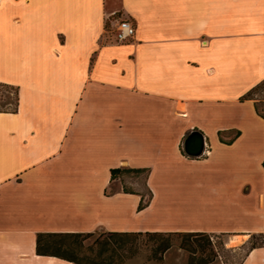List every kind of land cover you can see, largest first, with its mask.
I'll list each match as a JSON object with an SVG mask.
<instances>
[{
  "label": "crops",
  "instance_id": "obj_1",
  "mask_svg": "<svg viewBox=\"0 0 264 264\" xmlns=\"http://www.w3.org/2000/svg\"><path fill=\"white\" fill-rule=\"evenodd\" d=\"M263 78L264 0H0V82L17 87L0 264H86L37 253L46 231H264V117L241 97ZM193 128L204 156L182 149Z\"/></svg>",
  "mask_w": 264,
  "mask_h": 264
},
{
  "label": "trees",
  "instance_id": "obj_2",
  "mask_svg": "<svg viewBox=\"0 0 264 264\" xmlns=\"http://www.w3.org/2000/svg\"><path fill=\"white\" fill-rule=\"evenodd\" d=\"M260 89H264V78L241 97L254 98L257 112L264 117V108L260 106V99L254 95ZM261 100L264 101V98ZM15 109L17 103L13 110ZM123 171L139 173L144 169L112 168V177ZM146 204L147 202L142 198L139 208H143ZM259 232L260 235H264V231ZM141 235H146L154 243L151 247L152 258L162 259L165 251L173 245L175 236L180 239V246L189 251L188 264H208L216 256L212 234L204 230L46 231L38 233L36 251L39 254L57 255L79 263L121 264L127 257L137 252L136 243ZM260 244H264V240L251 241L249 249Z\"/></svg>",
  "mask_w": 264,
  "mask_h": 264
},
{
  "label": "rangeland",
  "instance_id": "obj_3",
  "mask_svg": "<svg viewBox=\"0 0 264 264\" xmlns=\"http://www.w3.org/2000/svg\"><path fill=\"white\" fill-rule=\"evenodd\" d=\"M258 99L262 108H264V89H260L254 94ZM17 103V87L13 84L0 83V108L4 110H13ZM183 146V145H182ZM183 149V147H182ZM205 154H201V157ZM134 184L144 186L146 183V173L132 177ZM150 195L151 190H147ZM103 230H97V232ZM212 234L213 245L216 256L213 261L208 264H241L246 252L248 251L251 241L262 242L264 235L260 232L251 233L246 236H237L232 233L209 232ZM137 252L127 257L121 264H188L189 251L180 246V239L175 236L173 245L165 251L162 259L151 257L152 240L146 235H141L137 240Z\"/></svg>",
  "mask_w": 264,
  "mask_h": 264
},
{
  "label": "water",
  "instance_id": "obj_4",
  "mask_svg": "<svg viewBox=\"0 0 264 264\" xmlns=\"http://www.w3.org/2000/svg\"><path fill=\"white\" fill-rule=\"evenodd\" d=\"M205 145L204 131L200 128H193L184 138L183 150L190 156H200L204 152Z\"/></svg>",
  "mask_w": 264,
  "mask_h": 264
},
{
  "label": "built area",
  "instance_id": "obj_5",
  "mask_svg": "<svg viewBox=\"0 0 264 264\" xmlns=\"http://www.w3.org/2000/svg\"><path fill=\"white\" fill-rule=\"evenodd\" d=\"M136 33V25L134 22L127 17H121L115 28V36L117 41H125L132 38ZM210 151L207 142L205 145L204 152L202 154H207Z\"/></svg>",
  "mask_w": 264,
  "mask_h": 264
}]
</instances>
